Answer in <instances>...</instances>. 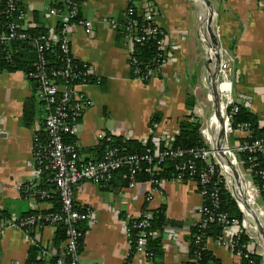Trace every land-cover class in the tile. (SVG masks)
<instances>
[{
	"label": "crops",
	"instance_id": "1",
	"mask_svg": "<svg viewBox=\"0 0 264 264\" xmlns=\"http://www.w3.org/2000/svg\"><path fill=\"white\" fill-rule=\"evenodd\" d=\"M147 2L156 8L154 23L164 32L166 43L176 42L177 48L172 50L159 73L144 82L130 77V43L111 23L119 25L124 21L128 0H83L80 14L82 19L91 21L92 34L75 25L70 33V50L75 60L90 67V77L95 81L77 86L90 102L78 120L74 136L81 159L98 160L99 134L140 142L149 138L164 140L188 116V98L193 99L194 108L200 112L198 105H204L203 92L201 96L197 92L201 86L207 87L212 57L209 28L217 48L221 45L236 54L235 101L257 116L264 127V0H137L138 14ZM51 4L52 0H22L27 19L35 24L34 28L44 26L54 31L56 18L47 16ZM31 96L32 86L23 71L0 70V264H26L34 243L48 246L50 254L56 252V227L42 225L33 235H28L10 225L11 220L20 219L30 211L51 208V203L37 202L29 193H35L40 179L34 174L33 155V134L40 123L34 118L31 125H26L22 120L25 102ZM193 96L198 98L195 100ZM210 98L211 95L208 101ZM36 99L39 100L38 95ZM209 103L212 104L211 99ZM216 111L213 106L207 119ZM154 113L159 115L160 122L152 131L149 121ZM210 127L218 142L221 125L212 122ZM218 160L243 212L244 226L256 232L253 235L264 245V222L259 225L255 221L250 182H244L237 160L230 159L231 164L225 157ZM122 187L113 184L103 190L90 182L76 186L75 204L94 213L79 254L80 264H124L129 256L130 244L121 220L127 215H137L143 204L133 200L135 190L127 191L122 200L119 194ZM161 191L163 197L156 195L150 206L152 209L164 206L167 219L180 223L166 224L163 231H158L163 242L161 263L186 264L190 229L197 222L195 211L201 203L197 186L191 181H168ZM256 200L261 203V198ZM2 211L9 218L3 219ZM232 229V232L239 231L240 226ZM206 249L218 259V264H240L226 246L215 240L208 239ZM131 264L152 263L132 257Z\"/></svg>",
	"mask_w": 264,
	"mask_h": 264
},
{
	"label": "built area",
	"instance_id": "2",
	"mask_svg": "<svg viewBox=\"0 0 264 264\" xmlns=\"http://www.w3.org/2000/svg\"><path fill=\"white\" fill-rule=\"evenodd\" d=\"M1 1L2 0H0V2ZM59 1L64 2L65 6L68 8L67 12L61 13L55 6H50L47 12V16L50 18L59 17V22L61 23L59 36L55 30H50L46 35L31 38L36 53V59L33 70L26 73L25 77L35 80L38 83L37 95L38 98L44 102V109L46 110L43 130L46 133L47 142L44 147V158L41 161H37V156L33 152L34 174L36 177L40 178L43 170L50 172V180L55 185V192L58 195L60 209L57 212L33 213L20 219L11 220L10 225L30 235L32 231H35L42 225H50L55 228L58 224H65L67 226V238L64 242L66 254L69 255L70 264H80V253L78 251V238L80 237V232L74 225L77 222L85 221L88 226L94 220V213L88 208H85L84 211L76 208L74 199L75 188L81 182H90L100 188H105L108 186V182L111 181L114 171L128 166L131 180L125 187L120 189V197L124 200L123 198H126L127 191L135 190L133 200H137V202L143 204L142 211L137 215H127L121 220L124 234L130 245L132 230H136L133 257L149 260L146 251V241L149 237L159 236L158 231L149 230L148 227L150 225L152 210H154L150 204L153 202L156 195L160 198L163 197L161 191L162 185L168 181H191L196 184L198 194L201 198V203L195 211L199 227L204 228L208 222H213L215 220L221 223L223 225V236L217 242L218 244L226 246L239 259L241 251H233L238 245V234L243 229L251 242L254 236L251 230L244 226L243 221L241 225H238L240 226V230L232 232L233 226H237V224H231L227 214L215 210L218 207L219 185H222L223 182L233 198L236 201L237 199L222 173L220 161L214 152V146L205 138V123L204 125L201 124L199 130L204 145L189 150L173 147L174 136L177 134L179 127L176 129L172 128L171 134L162 141L158 139L152 140L151 142L154 144V148L146 147L144 153L141 155L123 154L121 148L112 145L114 135L99 134L98 138L100 139V143H105L101 159L83 160L80 157V148L77 146L76 142L69 143L65 141L66 135L75 136L78 120L82 116L83 111L90 104L85 95L77 90L78 85H84L89 82L86 79L90 77V67L79 61L82 67L81 70H77L75 67L71 66V61L75 59L72 57L70 50V33L75 25H80L83 27L86 34H92V23L87 19H75L77 7L72 0ZM5 2L3 13L7 18L11 19L4 25H0V49L1 46L8 41L30 39L26 31L35 26L33 22L27 19V13L24 8L16 5V0H5ZM135 2H137V0H128L124 19V22H127V24L124 27H121V24L116 25L114 21L111 23L117 30L121 28L120 33L130 43L131 53L133 45L136 42L144 40L145 36H159L157 40V50L160 63L157 70L149 71L148 76L150 78L156 72H159L163 64L170 57L172 50L177 48V43L173 42L171 45L166 43L164 32L154 23L156 8L152 3H145L143 12L138 14ZM133 15L141 16L146 22V26L142 29L143 35H138L137 32H135L134 27L136 23L132 20ZM105 21H107V18H105ZM58 38L60 54L65 64L64 68L58 72V75L64 78L67 77L69 80L78 78V76L83 77L78 83L72 84L68 88L56 85L47 71L48 60L45 57V53L54 46ZM214 51L215 54H219L215 84L218 96L217 103L219 102V107L222 108V132L218 149L223 157L229 158V155L226 154L228 148L227 146L224 147V142L225 140L228 142L229 138L232 137L235 145L230 146L228 142V146L239 164L241 163V165H243L240 154L246 155L248 167L244 168V171L245 174L247 173L251 178V181H249L253 198V206L251 209L254 212V216H257L264 222V198L261 195V193L264 192V137L252 140L253 130L251 125L244 122H234V116L239 111L240 107L233 97V69L236 61V54L230 48L221 45L217 49L215 48ZM129 63L130 65L132 63L135 64V60L131 59V54ZM208 91L209 95H212L209 87ZM213 103L215 107H217V103L215 104V101ZM188 115H192L194 120H198L194 117L193 111H189ZM147 142L148 139L141 143L143 146H146ZM160 143H162V149L158 148ZM233 151H235V153ZM165 158L179 159L174 166L177 175L173 179H154L153 176L148 180H139L136 178L140 172L153 174L159 171V164ZM142 163H146V167L142 168ZM183 174H186L187 177L184 178ZM253 176L257 178L258 183L254 181ZM30 185L34 187L35 184ZM139 186L142 188L137 189ZM35 193L39 194L41 199L49 196L48 192L43 190H35ZM256 198H261V203H259ZM31 204L35 207V203L31 202ZM200 238V236H197L195 241L199 242ZM251 242L248 245L241 244V249L259 256L260 260L258 264H264V249L261 246V242L259 245L251 244ZM33 246L41 248V257L44 258L50 255L48 246H43L39 243H34ZM250 264L256 263L250 262Z\"/></svg>",
	"mask_w": 264,
	"mask_h": 264
},
{
	"label": "trees",
	"instance_id": "3",
	"mask_svg": "<svg viewBox=\"0 0 264 264\" xmlns=\"http://www.w3.org/2000/svg\"><path fill=\"white\" fill-rule=\"evenodd\" d=\"M77 7L75 19H82L80 14L81 5L83 0H72ZM5 0L0 2V25H4L9 19L3 13L5 9ZM16 5L22 7V0H16ZM51 6H55L61 13L68 11V8L65 6L64 2L59 0H52ZM132 20L135 21L136 25L134 27L135 32L138 35H143L142 29L146 26V22L139 15H133ZM59 17L56 18V27L55 32L59 36V28H61V23L59 22ZM127 22H122L121 27H124ZM121 28L118 30L120 32ZM27 34L30 36V39L25 40H13L4 43L0 49V70H7L10 72L14 71H23L25 74L32 71L34 68V62L36 59V53L33 46V41L31 38L46 35L48 29L44 26H39L35 28L28 29ZM159 36H145L144 40L136 42L133 45V50L131 53V59L135 60V64L130 65V77L131 78H140L144 82L149 80L148 73L150 70H157L159 65V57L157 50V40ZM27 55V56H26ZM45 57L48 60L47 71L50 78L58 86L70 87L72 84L78 83L82 76H78L73 80H69L67 77H62L58 75V72L64 68L63 57L60 54L59 50V38L54 46L45 53ZM71 66L75 67L77 70H81V64L77 60L71 61ZM157 74L159 72H156ZM32 86V96L26 100L24 105V110L22 114L23 123L26 125H31L33 119L39 121V129L36 130L33 134V152L37 156V161H41L44 158V147L47 142L46 133L43 130L46 110L44 109V102L42 100H37L36 95L38 94V83L35 80L28 79ZM89 82L95 81L94 78L88 77L86 79ZM71 103V102H68ZM186 106L189 111H193L195 106L193 99L188 98L186 101ZM160 122V117L157 113H154L149 121L150 130L154 131L155 126ZM235 123H249L253 130V139H258L264 137V127L260 124L257 116L250 113L247 109L239 107V111L234 116ZM200 123L199 121L194 120L192 115L186 116L179 122V129L177 134L174 136L173 147H179L184 150H189L204 145V141L200 135ZM251 140V141H252ZM65 141L69 143L75 142V137L65 136ZM112 145L117 146L122 149L123 154H138L141 155L144 153L146 147L154 148V144L151 142L150 138L148 139L147 145L143 146L142 143L134 139H126L122 136H113ZM105 143L101 142L100 146L96 148V153L98 154V160L101 159L104 151ZM159 149H162V143L158 146ZM81 153V151H80ZM240 159L243 161V167L247 168L248 163L246 161V155L240 154ZM179 159L165 158L159 164V171L153 174L147 173H138L136 176L139 180H148L152 178H164L166 180L173 179L177 172L174 168L175 164ZM38 165V164H37ZM142 168L146 167V163H142ZM183 177H187L186 174H183ZM51 174L49 171H44L40 175V179L36 185V190L47 191V198H40L39 194L30 191L32 197L37 200V202H48L51 203V208L43 211H30L25 216L33 213H43V212H57L60 209V202L58 195L55 192V185L51 182ZM255 182L258 183V180L253 176ZM130 173L129 167L124 166L113 172V177L110 182H108L107 187H101L103 190L112 186L113 184L116 187H124L130 182ZM29 190H27L28 192ZM26 195V194H25ZM264 198V192L261 193ZM76 205V204H75ZM79 210L84 211L85 208L77 206ZM217 212L224 213L228 215V219L231 224L236 223L241 225L244 219L242 210L240 209L237 201L233 198L230 191L225 187L224 182L222 185H219L218 192V207L215 209ZM1 217L3 219L9 218V215L2 211ZM24 217V216H23ZM166 224H180L176 221L167 219L165 215V207L160 206L157 209L152 210V216L150 220L149 230L163 231ZM76 229L80 232V237L78 238V251L79 253L83 248V240L85 233L88 229L87 223L85 221L77 222L75 225ZM65 224H58L56 226V232L54 237V247L56 252L50 254L46 257H41L40 252L41 248L38 246H32L28 252V257L26 264H70L69 255L66 254V249L64 242L67 238L66 236ZM223 225L216 220L213 222H208L204 228L199 227V223L196 222L190 229L189 234V258L186 264H218V259L215 258L212 253L206 249V242L208 239L219 241L223 236ZM34 231L30 233L33 235ZM136 230H132V238L130 245V253L127 257L124 264H131V260L134 254V239H135ZM197 236H200L199 242H196L195 239ZM238 245L234 248V252L241 251L239 254L240 264H250L254 262L259 263L260 257L254 254L249 253L247 250L241 249V244L248 245L251 241L245 231H242L238 234ZM146 251L148 253V259L152 264H162L161 258L163 255V242L161 236L149 237L146 241ZM60 261V262H58Z\"/></svg>",
	"mask_w": 264,
	"mask_h": 264
},
{
	"label": "rangeland",
	"instance_id": "4",
	"mask_svg": "<svg viewBox=\"0 0 264 264\" xmlns=\"http://www.w3.org/2000/svg\"><path fill=\"white\" fill-rule=\"evenodd\" d=\"M200 88H201V90H199L197 93H198V96H201V94H202L201 91L203 92L202 99L204 101V105L205 106L203 105V107H202V106L198 105L201 108V110H200L201 113L198 110H196L197 107L193 109V113H194V117L198 119L197 121H199L200 126H201V124L204 125V123L207 120V118H209V116H210V114H211V112L213 110V104L209 103L210 99L208 101L209 91H208L207 87L206 86L205 87L201 86ZM234 96L235 95H234V91H233V97ZM193 97H194L195 100L198 98V97H195V96H193ZM234 99H235V97H234ZM228 142H229L230 146L235 145L232 137L229 138ZM233 152L235 153V151H233ZM237 169L243 175L244 182L248 184L249 181H251V178H250V176L247 173L245 174L244 167H243V165H241V163L239 164V166H237ZM255 233L256 232H252V234H255ZM256 235H257V233H256ZM252 242H254L256 245L260 244L259 239L255 238V236L252 239Z\"/></svg>",
	"mask_w": 264,
	"mask_h": 264
},
{
	"label": "bare ground",
	"instance_id": "5",
	"mask_svg": "<svg viewBox=\"0 0 264 264\" xmlns=\"http://www.w3.org/2000/svg\"><path fill=\"white\" fill-rule=\"evenodd\" d=\"M211 102H212V104H213V106L215 107V105H214V97L211 95ZM218 107V108H217ZM217 107H215L216 109H217V111H216V113L213 115L212 114V116H211V119L210 120H206L205 121V129H204V135H205V138L208 140V141H210L211 142V144L214 146V152H215V155L217 156V158L218 157H223L222 155H221V152H220V150L218 149V146L220 145V141L218 140V142H216V140H214V137H213V128H211L210 127V124L212 123V122H217V123H219L220 125H221V130H220V135H221V132H222V119H221V112H222V108L221 107H219V102L217 103ZM225 146H227V151H226V154L227 155H229V158L230 159H232L234 162L237 160L236 159V157H235V155L232 153V151H231V149L229 148V146H228V142H226V140H225V142H224V147ZM222 170V169H221ZM222 173H223V171H222ZM244 188H245V190L247 191V192H249L248 190V188L247 187H245L244 186ZM261 242V241H260ZM261 246H262V248L264 249V245L263 244H261Z\"/></svg>",
	"mask_w": 264,
	"mask_h": 264
},
{
	"label": "water",
	"instance_id": "6",
	"mask_svg": "<svg viewBox=\"0 0 264 264\" xmlns=\"http://www.w3.org/2000/svg\"><path fill=\"white\" fill-rule=\"evenodd\" d=\"M208 19H207V21H208ZM208 32H209V36H210L209 48H210V50H212L213 56L211 57V60L209 62L210 64H209V69H208L207 83H208L210 93L213 95V97L215 99L214 101L216 104L217 100H218V96H217V88H216V84H215V78H216L218 64H219V54L218 53L215 54V51H214L215 48L217 49L216 38H215L214 34L212 33V31L210 30V28L208 29ZM216 106H217V104H216ZM225 158L227 160V163L231 164L229 158L228 157H225ZM255 221L259 225L262 222L257 216L255 217Z\"/></svg>",
	"mask_w": 264,
	"mask_h": 264
}]
</instances>
